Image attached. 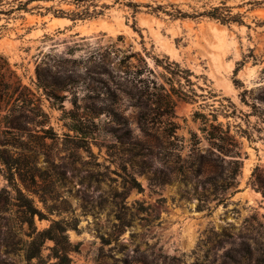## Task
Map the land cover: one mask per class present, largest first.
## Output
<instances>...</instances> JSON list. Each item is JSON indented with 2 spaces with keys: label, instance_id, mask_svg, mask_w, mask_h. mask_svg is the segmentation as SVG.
<instances>
[{
  "label": "rangeland",
  "instance_id": "374dc122",
  "mask_svg": "<svg viewBox=\"0 0 264 264\" xmlns=\"http://www.w3.org/2000/svg\"><path fill=\"white\" fill-rule=\"evenodd\" d=\"M128 1L140 5L135 15ZM119 2H95L110 7L87 20L58 16L84 8L71 0L1 15L0 56L45 113L35 120L47 123L21 118L11 130L0 112V264L37 263L26 260L30 207L41 214L37 231L69 226V264H263L264 8L234 9L246 11L245 23L228 26L146 7L191 12L220 0ZM165 99L173 117L158 115L171 113ZM141 114L155 117L153 129ZM171 121L178 129L167 138ZM209 124L230 132L240 157L221 154L210 167ZM49 127L55 136L43 138ZM217 173L226 186L208 183ZM53 246L42 251L48 264Z\"/></svg>",
  "mask_w": 264,
  "mask_h": 264
},
{
  "label": "trees",
  "instance_id": "16d2710c",
  "mask_svg": "<svg viewBox=\"0 0 264 264\" xmlns=\"http://www.w3.org/2000/svg\"><path fill=\"white\" fill-rule=\"evenodd\" d=\"M6 0H0V6H4V2ZM35 0H27V2L22 3L18 8L12 7L11 9L5 11L0 7V20L2 14H10L16 10L25 9L26 6ZM44 1H53V0H44ZM102 1V0H71L77 7H84L79 12H73L71 14H67L65 12H60L58 16L66 17L71 19L72 21L77 20H87V19H94L104 15V10L109 9V5L103 4L100 9H97L99 5H96L95 2ZM114 3H120V0H113ZM126 6L133 10V15L138 13V9L140 5L128 1L125 3ZM246 5H250L251 9L256 8H264V0H242L240 4L237 6H230L228 5V0H220L217 4H208L204 3L202 5V10L199 8H193L191 12L183 11L178 8V5L175 4H160L156 3V5H146V7L151 9L153 13H164L168 15L170 18L173 19H202L207 18L210 20H214L216 22L221 23L222 25H244V17H246V11L244 13H234V9H240L246 7ZM93 8V9H92ZM50 9L48 8L47 11ZM157 62H159L157 60ZM177 68V72L171 71L173 75L181 76L186 71L180 70L178 64L173 63ZM238 71V70H237ZM188 73V71H187ZM187 82H190L188 78H185ZM148 93V87L144 90V93ZM32 94L28 87L22 84V81L18 77L15 71L11 69L9 62L0 56V112H5L3 118L6 120L7 128L11 130L19 131L23 128L20 123L21 118H27L28 123L35 124L38 126H44L46 121L37 122L35 118L37 116H43L46 118L45 113L38 107L37 105L34 106L33 98L31 97ZM153 96L150 94L149 97ZM169 96V95H168ZM166 96V97H168ZM184 96H187L184 94ZM148 97V98H149ZM164 104L166 107L169 108L171 113L163 112L159 113L158 115H165L169 114L170 117H173L172 114L173 106L170 100L165 99ZM158 104V111H160L163 103ZM162 104V105H161ZM140 105L143 106L144 103L140 101ZM146 107V103L145 106ZM37 111V112H36ZM26 113H30L32 116H27ZM140 121L143 124L144 128L146 129H153L152 123L155 121V117H147L146 114L140 115ZM207 124V123H204ZM209 127L212 130H208L207 125L202 129V132L206 133V140L210 143V150H208L207 157L209 159L206 161L211 168H217L220 162H223L224 159L221 157V154L230 155L234 157H240V153L238 150V143L235 141V138L230 135L229 131H224L222 128L215 126L214 124H209ZM178 126L175 122H169L167 127L164 129L165 136L167 138L175 137L176 131ZM43 138H50L55 136L53 133V129L49 127L48 129H43ZM194 142L196 144L200 143V139L197 137L196 134H193ZM1 145H12L13 144L7 142L2 143ZM238 164V161H235ZM203 164V162H202ZM231 180H235L236 178L234 175H231ZM224 182V186H226L227 178H225L221 173L214 174L211 177L210 183L212 186H218V182ZM30 211H27V223L29 224L30 228H32V233L29 235L31 237V241L29 243L28 252L26 254V260L29 262H33L34 260L37 262L36 264H48L47 260H44L42 256V251L44 249L45 243L47 241H52L54 246L50 248L51 254L48 256L49 259H54L55 262L49 264H69L70 263V252L73 251L67 231L69 226L63 225L60 222H53L51 226L47 229L42 231H37L36 227L34 226V218L36 215L41 219V214L38 213L35 209L30 207ZM264 264V263H263Z\"/></svg>",
  "mask_w": 264,
  "mask_h": 264
}]
</instances>
